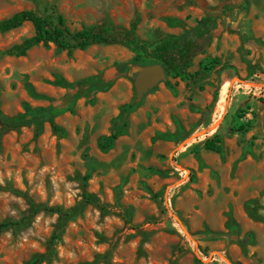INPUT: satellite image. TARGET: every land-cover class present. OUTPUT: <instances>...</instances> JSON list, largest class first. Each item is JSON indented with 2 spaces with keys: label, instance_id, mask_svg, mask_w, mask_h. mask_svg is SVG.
Listing matches in <instances>:
<instances>
[{
  "label": "rangeland",
  "instance_id": "rangeland-1",
  "mask_svg": "<svg viewBox=\"0 0 264 264\" xmlns=\"http://www.w3.org/2000/svg\"><path fill=\"white\" fill-rule=\"evenodd\" d=\"M51 6L72 31L135 22L149 48L206 16L222 25L182 77L137 103L128 48L13 57L31 24L0 32L2 113L60 108V131L0 125V222L18 223L0 232V264H264V111L259 127L252 115L264 105V0H0V19ZM212 136L220 153L203 148Z\"/></svg>",
  "mask_w": 264,
  "mask_h": 264
},
{
  "label": "trees",
  "instance_id": "trees-1",
  "mask_svg": "<svg viewBox=\"0 0 264 264\" xmlns=\"http://www.w3.org/2000/svg\"><path fill=\"white\" fill-rule=\"evenodd\" d=\"M230 10L229 6H224L223 14ZM24 23H30L33 28V34L13 45L5 51V54L13 57H23L33 47L38 45H54L58 50L72 53L75 50L84 51L94 45H121L134 53L128 67L148 66L161 64L165 70L166 77H182L190 67L192 60L206 52L213 38L219 33L222 25V16H206L196 21L195 25L185 28L182 34L170 35L149 48L147 44L141 42L135 35L136 23H132L129 28L122 26L105 27H82L78 31H72L66 25L62 15L57 14L55 7H46L43 15H38L32 10L18 12L8 18L0 19V32H8L21 27ZM178 25V21L173 22ZM217 60L214 59L215 63ZM82 84L66 85L71 99L77 96V92ZM60 108L52 102L48 107L37 108L34 110L26 109L24 113L15 116H6L0 109V125L7 130H16L23 127H33L35 136H38L43 129L44 124H48L54 131H60L55 123L56 113ZM259 111H264V105L258 107V111L253 113L255 124L259 127ZM128 108L117 118V131L110 137L103 140V147L112 145L121 129L125 126L126 114ZM251 126L240 124L237 131L246 132ZM203 148L207 151L220 153L222 151V139L220 136H212L203 143ZM40 210L56 213L59 216V224L62 219L68 216L60 207L55 208H33V214ZM18 225L17 222H0V232ZM182 253V250L179 251ZM109 253L104 256L108 259ZM40 259H33L27 264H38ZM174 258L170 264H175ZM252 264H256L253 262Z\"/></svg>",
  "mask_w": 264,
  "mask_h": 264
},
{
  "label": "water",
  "instance_id": "water-1",
  "mask_svg": "<svg viewBox=\"0 0 264 264\" xmlns=\"http://www.w3.org/2000/svg\"><path fill=\"white\" fill-rule=\"evenodd\" d=\"M129 76L133 77L135 89L134 101L140 102L143 96L166 80V73L161 64L136 66L131 68Z\"/></svg>",
  "mask_w": 264,
  "mask_h": 264
}]
</instances>
